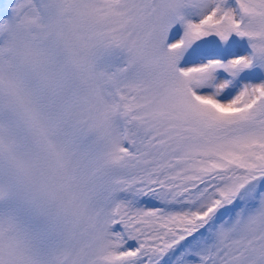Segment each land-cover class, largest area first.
<instances>
[{"label": "snow or ice", "instance_id": "1", "mask_svg": "<svg viewBox=\"0 0 264 264\" xmlns=\"http://www.w3.org/2000/svg\"><path fill=\"white\" fill-rule=\"evenodd\" d=\"M0 264H264V0L0 4Z\"/></svg>", "mask_w": 264, "mask_h": 264}, {"label": "rangeland", "instance_id": "2", "mask_svg": "<svg viewBox=\"0 0 264 264\" xmlns=\"http://www.w3.org/2000/svg\"><path fill=\"white\" fill-rule=\"evenodd\" d=\"M11 0H0V4H3V3H10Z\"/></svg>", "mask_w": 264, "mask_h": 264}]
</instances>
